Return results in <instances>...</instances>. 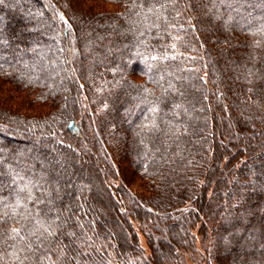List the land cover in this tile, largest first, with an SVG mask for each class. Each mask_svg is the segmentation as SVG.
<instances>
[{"label": "trees", "instance_id": "16d2710c", "mask_svg": "<svg viewBox=\"0 0 264 264\" xmlns=\"http://www.w3.org/2000/svg\"><path fill=\"white\" fill-rule=\"evenodd\" d=\"M186 253L264 264V0H0V264Z\"/></svg>", "mask_w": 264, "mask_h": 264}, {"label": "rangeland", "instance_id": "374dc122", "mask_svg": "<svg viewBox=\"0 0 264 264\" xmlns=\"http://www.w3.org/2000/svg\"><path fill=\"white\" fill-rule=\"evenodd\" d=\"M120 210L122 211L123 208L122 206H120ZM123 212V211H122ZM140 241H141V244L142 246L145 248L146 252L148 254H150V250H149V247L147 246V241L145 239L144 236H140ZM205 240L203 241L202 238L200 237V234L197 235V251H199V253H204L206 254L207 251H205ZM179 245V244H178ZM182 264H203L201 260L197 259L195 260V258L191 257V255L189 253H186L184 255V259H183V263Z\"/></svg>", "mask_w": 264, "mask_h": 264}]
</instances>
